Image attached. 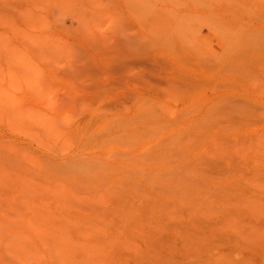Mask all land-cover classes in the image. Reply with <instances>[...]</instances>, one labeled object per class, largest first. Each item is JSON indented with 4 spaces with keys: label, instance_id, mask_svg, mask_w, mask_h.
<instances>
[{
    "label": "rangeland",
    "instance_id": "rangeland-1",
    "mask_svg": "<svg viewBox=\"0 0 264 264\" xmlns=\"http://www.w3.org/2000/svg\"><path fill=\"white\" fill-rule=\"evenodd\" d=\"M263 42L264 0H0V264H262Z\"/></svg>",
    "mask_w": 264,
    "mask_h": 264
},
{
    "label": "bare ground",
    "instance_id": "bare-ground-1",
    "mask_svg": "<svg viewBox=\"0 0 264 264\" xmlns=\"http://www.w3.org/2000/svg\"><path fill=\"white\" fill-rule=\"evenodd\" d=\"M227 11V10H226ZM225 11V12H226ZM231 11V10H230ZM228 12V11H227ZM226 12V13H227ZM230 13V12H229ZM256 33V32H255ZM248 34V33H247ZM246 34V35H247ZM249 41V40H248ZM250 42V41H249ZM258 42V41H257ZM247 43V42H246ZM248 44H250V45H252L251 43H248ZM254 44V43H253ZM263 44H264V42H263ZM246 45V44H245ZM255 46V45H254ZM262 52L264 53V46L262 45ZM245 48V47H244ZM254 48H256V47H254ZM255 50V49H254ZM255 53V52H254ZM258 53V52H257ZM262 53V54H263ZM262 54H261V56H262ZM201 119V118H200ZM262 132V131H261ZM259 134V133H258ZM261 135V134H260ZM263 136V135H262ZM264 137V136H263ZM262 137V138H263ZM253 140V139H252ZM264 140V139H263ZM252 142V141H251ZM255 143V142H254ZM250 144H252V143H250ZM253 145H255V144H253ZM252 145V146H253ZM259 145V144H258ZM264 145V144H263ZM260 146V145H259ZM218 147V146H217ZM249 147V146H248ZM250 147H251V145H250ZM255 147V146H254ZM221 149H222V147H221ZM246 150V149H245ZM249 150V149H248ZM191 173V172H190ZM192 179V178H191ZM195 179V178H194ZM257 231H258V229H256ZM245 231V230H244ZM251 232L250 233H252V230H250ZM253 231H255V230H253ZM260 232H261V230H259ZM263 231V230H262ZM242 232V231H241ZM264 232V231H263ZM262 232V233H263ZM240 233V232H239ZM256 233H258V234H256ZM256 233H254V234H256V235H258L259 236V232H256ZM240 235V234H239ZM236 236V235H235ZM234 236V237H235ZM241 236V235H240ZM255 235H253L252 237H254ZM263 238H264V235H261ZM244 237V236H243ZM248 237H249V235H248ZM247 237V238H248ZM256 237V236H255ZM251 238V237H250ZM220 240V239H219ZM233 240V239H232ZM240 240V239H239ZM238 240V241H239ZM246 240V239H245ZM252 242L253 241H255V239L254 240H251ZM251 241H250V243H251ZM261 241V240H260ZM204 242H206V243H204ZM204 242H202L201 241V243H198L197 245H193V247L195 246V248L194 249H191L193 252H194V256H195V262L194 263H191V264H249V262H250V264H251V260L249 261V259H251L252 258V256L250 257V256H248L247 255V257H249V258H247L246 257V254L248 253V251H249V249L250 248H246L245 247V245L244 246H241V245H239V244H230L229 242L227 243V242H225L224 241V243H223V241H221L222 243L220 244V245H215V243H213V244H209V242H211V241H204ZM262 242H264L263 240L261 241V243ZM238 243H240V241L238 242ZM241 244V243H240ZM247 244H248V242H247ZM252 244V246H254L253 245V243H251ZM207 245H210V246H207ZM256 246V248H253V249H257V247L260 245H257V244H255ZM263 245H264V243H263ZM247 246H249V245H247ZM192 247V248H193ZM250 247V246H249ZM260 247V246H259ZM252 248V247H251ZM260 249V250H259ZM259 249H257L258 251H261V250H263V249H261V248H259ZM262 252H264V251H262ZM256 254V253H255ZM263 254V253H262ZM260 259V261L262 262V264H263V262H264V256H262L261 258H259ZM259 260H258V262H260Z\"/></svg>",
    "mask_w": 264,
    "mask_h": 264
}]
</instances>
